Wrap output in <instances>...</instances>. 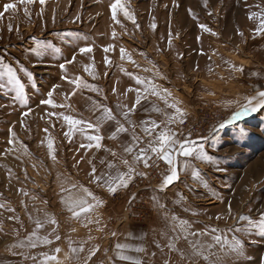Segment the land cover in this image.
<instances>
[{"label":"rangeland","instance_id":"1","mask_svg":"<svg viewBox=\"0 0 264 264\" xmlns=\"http://www.w3.org/2000/svg\"><path fill=\"white\" fill-rule=\"evenodd\" d=\"M115 3L0 0V264H264V230L249 222L264 215V108L178 135L192 156L171 150L159 180H139L143 162L108 190L120 174L110 149L176 134L186 112L225 122L258 103L264 0Z\"/></svg>","mask_w":264,"mask_h":264},{"label":"snow or ice","instance_id":"2","mask_svg":"<svg viewBox=\"0 0 264 264\" xmlns=\"http://www.w3.org/2000/svg\"><path fill=\"white\" fill-rule=\"evenodd\" d=\"M32 3L34 2V0H21V3ZM41 4H43L45 2V0H40ZM120 4V0H116V3L112 5L113 10H115L117 8V6ZM15 8V5L12 3H8L4 5V11L7 12L9 9H13ZM125 16H128V13L125 11L124 12ZM3 16V13H0V17ZM115 19V16L113 17ZM131 18V17H129ZM251 18V17H250ZM153 27H155V25H153ZM203 27V26H201ZM9 30H11V25H9ZM207 30V29H205ZM82 53L85 51H91V49H81L80 50ZM122 51V55H123V49ZM75 59V57H73V60ZM72 61H69V63H71ZM107 62V61H106ZM62 69L64 68V65L60 66ZM7 75L9 77V82L15 81L17 84H19L18 79L15 77V75L13 74L11 68L8 69ZM79 81V78H77V82ZM137 82L139 83V79L137 80ZM21 91H22V86H21ZM155 94V93H154ZM49 97H51V92L49 93ZM258 97H259V101L258 103L255 104V106H252V99H249L247 101V103L243 106V108L238 111L237 113L233 114V116L231 118H229L228 120H226L225 122L219 124V128L223 129L227 126V124L232 123L233 121H235L236 119L240 118L241 116L247 115L249 112H256L258 109L264 108V91L259 92L258 93ZM43 103H48V104H52L51 99L47 100V101H42ZM139 102V100L137 101V103ZM169 107H174V105H169ZM107 111V110H106ZM176 112L179 113L180 115H183L182 111L179 108H176ZM127 115V114H125ZM65 119H69L68 117H65ZM70 123L73 124H79L81 123L80 121H70ZM156 125H154L155 127ZM89 127L91 128L92 125H89ZM118 131H124V129L121 127L120 129H118ZM146 132H148L149 134L150 131L148 129H145ZM246 131L245 130H241V135H245ZM112 138H115L114 136ZM88 139L90 140H96L99 141V139H101L100 137L97 136H92V137H88ZM159 141H160V146L159 148L157 147H151V151L156 153L161 159H164L170 166L172 165L173 161H172V156L170 151L166 150L169 146L170 143H174V141L172 140V136L167 133V132H162L160 133L159 137H158ZM12 141L10 140L9 143H11ZM92 145L89 144L88 147H91ZM81 147H84V145H81ZM96 147H99V143L96 144ZM202 147V146H201ZM52 148V144L51 142L49 143V149L51 150ZM131 148L126 149V151H131ZM173 151H175V149H172ZM197 151V146L195 144V142H190V141H185L180 143L179 145V150H178V154L188 157V156H192L193 153H195ZM147 150L146 149H141V154L136 158L138 161L142 160L145 163V166L147 167V155H146ZM50 155H51V151H50ZM200 158L202 159H207V157H204L203 155L200 156ZM125 163H127L125 161ZM134 169L129 168V172H133ZM95 172V168H93V173ZM177 178V173H176V169L172 168L171 169V174L166 176L163 184L164 186H167L169 184H171L175 179ZM128 179H130V176L128 177ZM126 187L127 186V181L125 179V177L122 175L120 178V184L117 186H111L109 185L108 190L110 193H114L115 191H117L118 187ZM84 191H87L86 189ZM89 195H91L89 193ZM93 199H95V197H93ZM81 203H83L81 201ZM91 207V206H89ZM82 211H87V208H82ZM73 215H77V213H73ZM173 219H175V217H173ZM54 222V221H53ZM249 222L250 224H252L254 227H257L258 229L264 230V215H261L260 220L257 222H252L251 219L249 218ZM183 223V222H181ZM37 227H40L39 224H37ZM217 241H219V237L215 238ZM227 243V242H226ZM233 249H239L240 248V242L238 240H234L233 243L230 245ZM118 248L120 247L119 245L117 246ZM170 247H172V245H170ZM197 255H200L199 252H197ZM121 259H126V257L121 256ZM205 259H207V257H204ZM48 259H55V257H48Z\"/></svg>","mask_w":264,"mask_h":264},{"label":"built area","instance_id":"3","mask_svg":"<svg viewBox=\"0 0 264 264\" xmlns=\"http://www.w3.org/2000/svg\"><path fill=\"white\" fill-rule=\"evenodd\" d=\"M211 110L199 109L195 112H186L180 124L175 128L177 135L182 134H192V135H202L206 137L210 133H214L219 129V124L223 123V119L213 118L211 115ZM148 166L145 164L142 167V173L139 176L141 182H146L152 184L161 178L162 174L165 172V168L158 155L151 157L147 161ZM149 188V187H147ZM119 195L115 194L112 198L113 201H117ZM143 216V215H142Z\"/></svg>","mask_w":264,"mask_h":264},{"label":"crops","instance_id":"4","mask_svg":"<svg viewBox=\"0 0 264 264\" xmlns=\"http://www.w3.org/2000/svg\"><path fill=\"white\" fill-rule=\"evenodd\" d=\"M155 134L156 133H154V136H153L154 139L151 138V142L150 143L143 142L144 144H141V145L139 143V145L136 148H133L131 151H123L122 148L114 149L113 151H112V149H110L112 155L116 158V161H117V166L118 167H116V168L119 169V171H120V174H117V179L114 180L115 185H119L120 184V178H121L122 175L125 177L126 181L128 180L127 177H129V176L126 177L125 174H127V172H129V168H132V169L134 168L135 170H137L143 164L142 160L138 161L136 159L141 154V149H146L147 150V152H146L147 158H149L150 155L152 156L153 154H156V153L151 151V147L159 148V146H160V142L157 139ZM139 136H141V135H139ZM171 136H172V140L175 143L176 142L175 139H178L179 136L177 134H175V133L171 134ZM137 137H138V135H137ZM148 138H150V137H148ZM180 140L181 139H178V141H177L178 143L176 142L177 144H176L174 153H176L179 150V145H180V142H181ZM99 142H101L100 147H102V145H105L104 140L100 139ZM174 143H170L169 144L170 146H168V148L166 150L171 151L172 147L174 146L173 145ZM118 147H120V146H118ZM99 152H100V154H99L100 156H102L103 154L107 153L106 150H102L101 148H99ZM128 152H129V154H128ZM125 161L127 163H125ZM212 165H215V164L212 163ZM127 183H128V181H127ZM123 228L121 229V232H125ZM127 229H128V227H127ZM132 229L133 228L130 227L125 233L122 234V237H123L122 243L124 242V245H125L128 242V244H127L128 247H131L130 244L134 243V245H135L136 243H139V241H140L139 237H135V235H134V237L132 236V233H133ZM119 255H122V253H119ZM122 256H124V255H122Z\"/></svg>","mask_w":264,"mask_h":264}]
</instances>
